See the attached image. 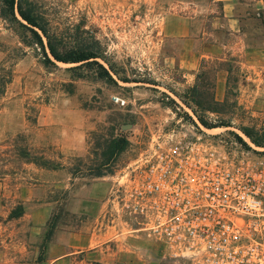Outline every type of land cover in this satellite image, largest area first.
I'll list each match as a JSON object with an SVG mask.
<instances>
[{"label": "rangeland", "instance_id": "rangeland-1", "mask_svg": "<svg viewBox=\"0 0 264 264\" xmlns=\"http://www.w3.org/2000/svg\"><path fill=\"white\" fill-rule=\"evenodd\" d=\"M34 3L99 56L47 63L0 18V264H192L126 208L127 178L180 119L264 148V0Z\"/></svg>", "mask_w": 264, "mask_h": 264}, {"label": "built area", "instance_id": "built-area-1", "mask_svg": "<svg viewBox=\"0 0 264 264\" xmlns=\"http://www.w3.org/2000/svg\"><path fill=\"white\" fill-rule=\"evenodd\" d=\"M177 124L127 178L126 208L192 264H264V148Z\"/></svg>", "mask_w": 264, "mask_h": 264}, {"label": "trees", "instance_id": "trees-1", "mask_svg": "<svg viewBox=\"0 0 264 264\" xmlns=\"http://www.w3.org/2000/svg\"><path fill=\"white\" fill-rule=\"evenodd\" d=\"M0 18L10 26L22 30L24 43L41 51L47 63L82 64L74 68L79 69L86 63L91 64L90 61L99 56V51L92 44L67 36L53 27L40 13L34 0H0ZM94 64L108 80L113 81L107 68L96 62ZM245 132L256 145L260 144L252 133Z\"/></svg>", "mask_w": 264, "mask_h": 264}, {"label": "crops", "instance_id": "crops-1", "mask_svg": "<svg viewBox=\"0 0 264 264\" xmlns=\"http://www.w3.org/2000/svg\"><path fill=\"white\" fill-rule=\"evenodd\" d=\"M84 250H81V251H78V253H81V252H85V250L87 248H83ZM93 251H97L96 249H92ZM65 263V260L64 259H58L56 261H54V264H64ZM53 264V263H52Z\"/></svg>", "mask_w": 264, "mask_h": 264}]
</instances>
